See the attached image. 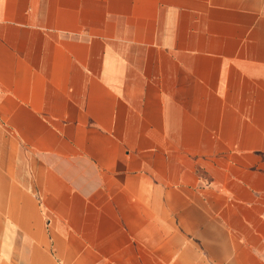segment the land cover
I'll use <instances>...</instances> for the list:
<instances>
[{"label":"crops","instance_id":"crops-1","mask_svg":"<svg viewBox=\"0 0 264 264\" xmlns=\"http://www.w3.org/2000/svg\"><path fill=\"white\" fill-rule=\"evenodd\" d=\"M0 264H264V0H0Z\"/></svg>","mask_w":264,"mask_h":264}]
</instances>
